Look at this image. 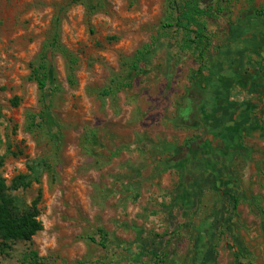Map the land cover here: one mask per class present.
<instances>
[{"label": "rangeland", "instance_id": "1", "mask_svg": "<svg viewBox=\"0 0 264 264\" xmlns=\"http://www.w3.org/2000/svg\"><path fill=\"white\" fill-rule=\"evenodd\" d=\"M172 2L0 0V179L50 166L13 193L41 194L43 230L0 239V264H264V0H201L221 11L202 74ZM56 19L54 138L32 125L31 74ZM145 47L146 72L111 94Z\"/></svg>", "mask_w": 264, "mask_h": 264}, {"label": "trees", "instance_id": "2", "mask_svg": "<svg viewBox=\"0 0 264 264\" xmlns=\"http://www.w3.org/2000/svg\"><path fill=\"white\" fill-rule=\"evenodd\" d=\"M174 16L173 24L167 27H175L176 31L183 36V49L191 50L195 58L200 63L199 73L202 74L206 68V59L212 45L209 31L204 24L205 19L214 18L221 11L213 8L204 9L201 0H183L176 2L173 0ZM60 20L54 22V35L50 43L40 55L39 62L32 66L31 79L37 84L41 91V110L39 114L31 117L32 125L46 131L49 135L57 138L54 133L59 128L54 113L52 111V98L48 93L49 73L53 65L55 56L62 52L59 35ZM155 50L145 47L139 52L137 59L131 65L127 77L119 83L115 91L124 90L131 87L133 81L146 72ZM196 82V81H195ZM193 83L195 89L199 88V82ZM1 113V109H0ZM50 166L45 160L33 161L29 164V173L15 178L11 185L6 180L0 179V239L1 248L9 249L11 244L18 242H31L33 238L43 230V224L39 220V204L41 194L30 205L26 206L14 192L29 189L34 183L39 184L45 172ZM238 207V200L234 199L233 209ZM240 252V251H238ZM240 253L235 254L236 264H240ZM37 261L32 260L31 264ZM44 262H38L43 264ZM80 264V263H79Z\"/></svg>", "mask_w": 264, "mask_h": 264}, {"label": "crops", "instance_id": "3", "mask_svg": "<svg viewBox=\"0 0 264 264\" xmlns=\"http://www.w3.org/2000/svg\"><path fill=\"white\" fill-rule=\"evenodd\" d=\"M263 53H264V50H263ZM256 73L259 74V75H258L259 78L263 79V77H264V72H263V74H262V73L260 74V73H259V70L257 69V72H256ZM244 76H245V75H244ZM247 77H248V76H247ZM229 78H230V77H227L226 80H225V81H226V82H225V85H226V86H225V87H226V91L231 90V89H232V90H233V89L235 90V87H234L233 85H231V83H228ZM223 79H225V78H223ZM237 80H239V79H237ZM247 82H248V81H246V80H239V84H240L241 86H243L242 83H247ZM259 82H260V81H259ZM239 84L237 83L236 85L238 86ZM230 88H231V89H230ZM216 97H217V96H216ZM218 97H220V96H218ZM240 107H241V106H240Z\"/></svg>", "mask_w": 264, "mask_h": 264}]
</instances>
